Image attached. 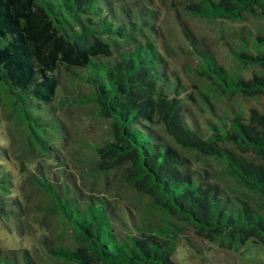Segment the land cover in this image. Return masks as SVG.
<instances>
[{
	"label": "trees",
	"instance_id": "1",
	"mask_svg": "<svg viewBox=\"0 0 264 264\" xmlns=\"http://www.w3.org/2000/svg\"><path fill=\"white\" fill-rule=\"evenodd\" d=\"M184 9L207 20H264V0H188ZM155 10L127 0H0V80L18 104L27 140L48 157L30 179L50 199L47 209L73 230L71 244L41 236L61 264H176L171 255L181 233L165 219L119 235L106 196L81 192L64 173L52 131L65 130L52 114L61 66L76 67L73 75L88 86L73 100L109 120L107 136L88 145L97 171L121 167L135 191L201 238L227 248L247 239L264 246V31L227 45L237 70L180 22L186 44L178 47L196 60L185 67L191 81L169 65L171 45L161 39ZM0 156V217L20 226L24 206L11 188L10 158ZM208 159L223 167L211 169ZM0 264L38 263L22 249L0 248Z\"/></svg>",
	"mask_w": 264,
	"mask_h": 264
},
{
	"label": "rangeland",
	"instance_id": "2",
	"mask_svg": "<svg viewBox=\"0 0 264 264\" xmlns=\"http://www.w3.org/2000/svg\"><path fill=\"white\" fill-rule=\"evenodd\" d=\"M127 1L146 2L156 9V21L162 31L161 39L164 43H170L172 47L166 52L169 65L191 81L195 80L194 76L192 77L191 72L185 71V67L196 60L191 52L181 51L178 47L180 44H186L179 27L180 22L186 24L207 44L218 61L237 70L236 63L227 51V45L238 41L239 35H243L250 42L252 39L250 33L264 31V20L251 15L241 22L225 19L207 20L193 16L184 9V4L188 0ZM73 70L77 68L61 66L58 71L60 83L52 100L54 113H51L57 120L63 122L65 130L62 128L61 133L52 130L56 134L53 142L61 150L58 152L59 155L65 158L64 173L73 174L75 184L79 186L81 192L104 195L110 201L115 211L113 221L115 232L124 235L130 230L136 231L135 225L139 228L151 227L163 224L167 219L181 226V233L174 239V250L171 255L176 264H264L262 244L247 239L240 246L227 248L220 246L216 241L201 238L184 220L173 215L166 216L160 208L152 205L149 195L135 191L123 179L121 167L105 172L95 169L96 157L88 145L107 136L109 120L99 116L93 104L73 100L79 97L80 93L88 91V86L75 78ZM9 91L11 90L7 84L0 80V145L6 149L3 152L0 148L2 153L0 155L10 158L13 169L11 188L13 193L22 199L24 214L20 226L15 224L16 220L4 221L0 217V226L8 230L14 243L11 248L2 246L0 248L15 253L22 249L30 253L38 264H61L44 250L41 236L44 234L54 240L71 244L73 230L62 221L56 210L47 209L50 199L30 179V172L34 169L35 163H46L48 157L42 153L35 140L31 142L27 140L26 127L21 120L18 104ZM225 101L217 104V110ZM242 102L252 104L255 99L243 98ZM197 159L198 164L203 163L201 157ZM49 161L52 162L49 165L50 169L56 168L54 174H59L60 167H56L57 162ZM205 164H209L213 170H220L223 167L222 163L213 159H208ZM225 181L230 183L227 178L223 182ZM240 189L237 188L236 192Z\"/></svg>",
	"mask_w": 264,
	"mask_h": 264
},
{
	"label": "clouds",
	"instance_id": "3",
	"mask_svg": "<svg viewBox=\"0 0 264 264\" xmlns=\"http://www.w3.org/2000/svg\"><path fill=\"white\" fill-rule=\"evenodd\" d=\"M0 246L5 248H11L14 246L11 234L2 226H0Z\"/></svg>",
	"mask_w": 264,
	"mask_h": 264
}]
</instances>
